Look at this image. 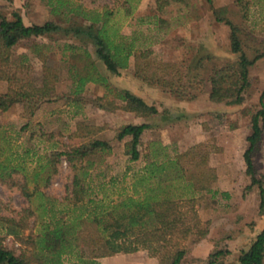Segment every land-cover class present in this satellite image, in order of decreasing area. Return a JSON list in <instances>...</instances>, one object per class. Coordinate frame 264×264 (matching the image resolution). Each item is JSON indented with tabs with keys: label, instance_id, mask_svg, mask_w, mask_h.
I'll list each match as a JSON object with an SVG mask.
<instances>
[{
	"label": "rangeland",
	"instance_id": "1",
	"mask_svg": "<svg viewBox=\"0 0 264 264\" xmlns=\"http://www.w3.org/2000/svg\"><path fill=\"white\" fill-rule=\"evenodd\" d=\"M257 1L259 3L252 5L249 16L244 18L235 0H213L212 3L207 0H139L131 15L122 8L124 0H67L61 14L57 15L48 0H0L2 12L11 17L12 12L18 10L27 24L48 20L64 25L86 24L88 19L69 12L71 6L102 12L108 5L114 10L111 24L118 33L128 40L134 39L141 52L149 51L143 61H150V73L157 67L164 70L167 67V71L160 74L169 72L166 76L172 79L177 70H182L185 75L182 82H193L198 75L194 88L189 90V99L182 100L136 79L135 58L132 57L128 69L110 76V85L115 89L128 88L155 104L159 113L147 118L122 108L100 107L94 100L103 96L106 89L93 82L87 83L81 105L70 104L62 97L44 102L32 117L25 114L22 103L0 112V236L4 245L16 254H30L33 240L49 223L67 220L74 209L80 213L85 208L92 211L96 205L118 203L133 192L132 184L148 162L155 158L162 160L166 155L174 157L193 145L204 143L210 151L209 164L218 176L211 190L192 193L187 191L189 182L186 180L175 181L176 187L166 188V194L176 198L183 192L186 193L183 196H194L199 217L209 227L204 238L196 241V235H191L182 241L187 252L181 264H208L209 255L217 250L228 251L222 260L236 261L264 228V214L259 213V189L257 186L247 188L251 176L244 158L249 145L247 138L252 132V115L262 108L264 57L250 68L251 85L242 104L210 100L209 78L214 66L238 58L231 52L230 25L217 19L216 10L220 11V16L241 26L250 58L264 52V0ZM59 37L58 40L42 37L38 41L53 46L44 47L47 63L58 68L60 80L56 91L66 96L76 85L69 73L71 64L76 63L77 70L82 72L85 61L61 60L58 44L72 39ZM32 43L33 40L24 41L17 46L15 59L27 53L33 65L34 84L41 85L43 63L32 50ZM90 49L97 59L94 48ZM208 55L213 59L204 58L201 65L196 66L200 56ZM168 64L175 66L168 67ZM7 87V82L0 81V92ZM110 98L114 99V95ZM116 102L123 104L119 99ZM82 121L101 127L97 137L110 141L112 151L103 157L98 152L77 160L79 200H74L75 170L66 156L57 159L55 153L79 142L70 135ZM144 122L150 127L142 135L141 156L131 160L125 152L129 139L118 140V129L125 124ZM261 124L264 130V117ZM253 161L258 177L264 181V131L260 150ZM25 192L31 193V197ZM12 229L17 234L12 233ZM62 260L63 264H73L76 257L64 255ZM87 260L82 264H167L145 249L97 258L95 263Z\"/></svg>",
	"mask_w": 264,
	"mask_h": 264
},
{
	"label": "trees",
	"instance_id": "2",
	"mask_svg": "<svg viewBox=\"0 0 264 264\" xmlns=\"http://www.w3.org/2000/svg\"><path fill=\"white\" fill-rule=\"evenodd\" d=\"M124 1L122 8L126 14H133L139 0ZM207 1L212 3L213 0ZM48 2L57 15L61 14L60 11L67 0ZM235 3L240 7L242 16L247 18L251 6L259 2L235 0ZM69 12L88 19V23L64 25L60 21L48 20L44 23L27 24L20 11L14 10L9 17L0 10V81L8 83L7 90L0 92V112L8 110L15 103H22L25 114L32 117L44 102L62 97H66L70 104L81 105L85 100L82 95L87 83L93 82L103 85L106 89L103 96L94 100L100 107L110 110L122 108L145 118L158 114V107L147 102L143 96L128 88L115 89L110 85V76L120 75L123 70L128 69L132 57L135 58L136 79L154 85L176 98L189 99L187 97L194 88L198 75H195L193 82H182L185 77L182 70H177L172 79L166 76L169 72L160 74L161 71H167V67L165 70L157 67L150 73V61H143L148 58L149 51L141 52L134 39L128 40L126 36L118 33V29L111 24L114 10L110 6L105 5L102 12L71 6ZM216 14L219 21L230 25L231 52L237 54L238 58L212 68L209 98L214 102L239 105L244 102L245 92L251 85L250 68L264 57V52L250 58L243 43L241 26L232 19L220 16L218 10ZM59 36L74 40L58 44L61 60L68 61L73 58L85 61L82 72L77 70L76 63L71 64L69 73L76 85L66 96L56 91V84L60 80L58 68L47 63L44 47L53 46L38 41L42 37L58 40ZM32 40L31 48L37 52L43 63L41 85L34 84L35 80L31 74L33 65L29 55L22 53L15 59L14 49L22 42ZM90 47L94 48L97 59L93 57ZM204 58L213 59L211 55L200 56L196 60V66L201 65ZM112 94L114 99L110 98ZM263 97L264 92L262 108L252 115V132L247 138L249 145L244 152L247 173L251 176V183L247 188L258 187L260 214H264V181L262 177H258L253 159L260 150L263 139ZM116 99L123 104L119 105ZM149 127L150 125L144 122L125 124L118 129V140L129 139L125 152L130 155L131 160L140 158L139 145L144 131ZM101 129L83 121L79 122L77 129L70 135L72 140L78 139L79 142L55 153L57 159L62 155L66 156L75 170L74 200H79L77 187L80 185V178L77 173V160L81 161L86 156L98 152L100 157H103L112 151L110 141L97 137ZM209 154L206 144L199 143L174 157L166 155L162 160H151L136 176L131 194L112 206L96 205L92 211L85 208L77 213L73 208L74 213L67 220L59 219L54 221L53 225L49 223L37 235L28 255L16 254L7 248L0 236V264H63L64 255L76 257L73 264H82L87 262V259L95 263L97 258L118 253H133L141 249L148 250L150 255L160 256L162 262L167 264H181L187 252L182 241L191 235H196V241L204 238L209 232V227L199 217L194 196H183L186 194L183 192L181 197L176 198L173 194H166V188L176 187L175 181L186 180L189 182L187 191L191 190L193 193L211 190L218 176L209 164ZM25 193L31 197V193ZM11 231L17 234L16 230ZM227 254V250L211 253L208 264H264V228L255 236L249 248L241 251L236 261L222 260V256Z\"/></svg>",
	"mask_w": 264,
	"mask_h": 264
},
{
	"label": "crops",
	"instance_id": "3",
	"mask_svg": "<svg viewBox=\"0 0 264 264\" xmlns=\"http://www.w3.org/2000/svg\"><path fill=\"white\" fill-rule=\"evenodd\" d=\"M6 91V90H5ZM134 124H138V123H134ZM165 145V144H164Z\"/></svg>",
	"mask_w": 264,
	"mask_h": 264
}]
</instances>
